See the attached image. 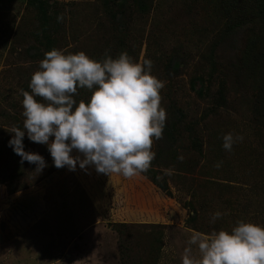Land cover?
Instances as JSON below:
<instances>
[{
    "label": "rangeland",
    "instance_id": "obj_1",
    "mask_svg": "<svg viewBox=\"0 0 264 264\" xmlns=\"http://www.w3.org/2000/svg\"><path fill=\"white\" fill-rule=\"evenodd\" d=\"M147 1L142 12L140 0H0V111L8 114L0 118V264H122L121 256L125 264H182L194 232L231 230L241 219L264 224L261 6ZM53 48L97 59L126 51L153 62L167 119L147 172L125 178L79 163L58 169L47 145L28 136L25 150L47 167L21 164L2 135L23 127L21 90H30ZM179 110L187 123L174 126ZM229 132L244 137L231 152L223 148ZM217 211L224 215L211 223Z\"/></svg>",
    "mask_w": 264,
    "mask_h": 264
},
{
    "label": "clouds",
    "instance_id": "obj_2",
    "mask_svg": "<svg viewBox=\"0 0 264 264\" xmlns=\"http://www.w3.org/2000/svg\"><path fill=\"white\" fill-rule=\"evenodd\" d=\"M152 65L150 59L134 61L126 51L116 57L106 52L102 59L83 50L46 51L31 76L30 91L21 90L23 127L8 130L14 133L9 146L21 164H35L38 172L47 163L41 154L25 150V133L32 142L47 145L58 169L74 171L79 163L81 169L94 166L97 173L125 178L147 172L167 119L161 95L165 83L152 74ZM80 89L91 93L90 100L77 103L74 97ZM243 139L229 132L223 136V148L231 152ZM74 150L79 155L73 156ZM164 171L173 175L171 169ZM222 215L215 212L210 222ZM188 245L182 264H264V224L241 219L231 230L194 232Z\"/></svg>",
    "mask_w": 264,
    "mask_h": 264
},
{
    "label": "trees",
    "instance_id": "obj_3",
    "mask_svg": "<svg viewBox=\"0 0 264 264\" xmlns=\"http://www.w3.org/2000/svg\"><path fill=\"white\" fill-rule=\"evenodd\" d=\"M31 2H30V4H33V2H37L38 0H30ZM138 1V0H137ZM256 3H258L260 6H261V11L263 12V16H264V0H254ZM140 4L138 5L141 9V11L142 12H145V11H147L148 10V1L146 2V0H140V2H139ZM260 14V13H259ZM125 24H126V26H129L130 24L126 21L125 22ZM126 26H125V29H126ZM126 36V35H125ZM47 43L49 44V45H52L53 44V42H51V40L48 38L47 40ZM264 44V43H263ZM252 47H254V45L252 46ZM245 55L246 54H244V55H240L239 56V58H237V62L240 60V61H243V59H244V57H245ZM257 55L258 56H263V58H264V50H259V51H257ZM30 91V90H29ZM78 92H79V94L78 95H76V97H78L76 100H77V103L81 100V99H83V100H85V101H88V100H90V99H88V98H86L85 96L84 97H82V96H80V94L82 93V91H81V89L80 90H78ZM202 93V89L200 88L199 90H198V94H201ZM83 95H84V93H83ZM87 100H86V99ZM15 107V109H16V111H17V105H15L14 106ZM4 112H2V111H0V118L2 117V119L4 118L5 119V117H7L8 116V114H6V116H5V114H3ZM16 118H18V119H20V116H17ZM15 118V119H16ZM22 119H24V117L22 118ZM174 119H176L175 120V123L173 122V125L174 126H179V125H184L185 123H187V117H184V115L182 114V111H180L179 110V115L176 117V116H174ZM9 120H10V118H9ZM16 121L17 122H19V120H17L16 119ZM23 125V124H22ZM14 135V133H11L10 131L9 132H5V134H3L2 135V138L3 139H5V140H7V143H9V140L12 138V136ZM26 136L27 135H25L24 136V138H26ZM53 139H54V137H53ZM24 141H25V139H23V143H24ZM9 148H11V147H9ZM13 149V148H12ZM122 228H127V227H125V225H120ZM120 240H121V238H120ZM121 260H122V264H125L126 262H125V259L123 260V257L121 256Z\"/></svg>",
    "mask_w": 264,
    "mask_h": 264
}]
</instances>
